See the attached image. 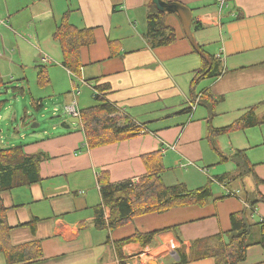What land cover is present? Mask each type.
Returning a JSON list of instances; mask_svg holds the SVG:
<instances>
[{
	"label": "crops",
	"instance_id": "0c3cea01",
	"mask_svg": "<svg viewBox=\"0 0 264 264\" xmlns=\"http://www.w3.org/2000/svg\"><path fill=\"white\" fill-rule=\"evenodd\" d=\"M147 1L0 0V78L17 69L21 71L27 57L39 59L36 74L39 66H45L51 78L59 74L71 77L72 104L78 118L75 96L79 88L73 83L74 77L91 89V105L95 104L94 93L98 91L148 129L127 140L87 148L78 122L81 148L76 141L68 161L64 158L52 166L44 160L40 163V181L1 192L8 208L10 244L35 245L30 250L32 259L14 264H119L114 241L136 231L156 230L161 231L146 246L138 242L122 246L126 264H173L177 261L175 249L184 248L188 254L192 240L228 230L229 215L247 206L246 192L255 189L264 196V183L256 185L251 173L239 176L235 166L224 172L229 174L224 183L215 180L221 191L213 193L212 200L204 206H180L140 215L111 230L95 225L101 202L97 178L101 173L112 183L126 179L136 182L146 173L142 155L158 152L163 179L164 174L182 164L193 165L195 156L187 153L184 146L193 147L194 141L200 143L202 155L196 161L211 162L204 146L206 143L212 147L207 139L208 109L198 105V96L192 100L190 94L191 79L202 59L194 46L221 64L218 77L204 78L196 85L197 92L207 89L213 98H220L212 127L231 124L256 104H262L256 113L264 112V0H225L221 7L217 0H174L191 10L192 21L199 24L198 28L194 29L191 22L190 41L178 15L167 13L164 21L174 28L176 40L155 48L148 47L143 37ZM64 14L70 25L92 28L94 35L92 44L79 49L78 75L62 66V52L53 38ZM52 58L58 62L54 66ZM195 101L189 113L181 112ZM225 135L229 154L224 155V160L232 161L236 150H243L256 176L264 180V123ZM204 137L208 142H204ZM218 138H214V143ZM27 149L24 148L25 152L32 153ZM197 172L204 174L202 168ZM186 173L180 179L177 176L176 183L182 182L190 189L205 184L201 175ZM163 182L175 184L164 179ZM228 183L234 185L228 187ZM251 213L253 222L264 220V202H257ZM108 214L109 210L103 207L102 219L106 220ZM253 229L251 240L257 242L259 226ZM37 251L39 257L33 255ZM0 264H7L3 252ZM186 264L214 262L206 258ZM242 264H264V245L250 246Z\"/></svg>",
	"mask_w": 264,
	"mask_h": 264
},
{
	"label": "trees",
	"instance_id": "16d2710c",
	"mask_svg": "<svg viewBox=\"0 0 264 264\" xmlns=\"http://www.w3.org/2000/svg\"><path fill=\"white\" fill-rule=\"evenodd\" d=\"M147 13L145 17L146 28L143 37L150 48L166 46L176 40L174 28L166 25L164 18L167 13L159 11L151 0L146 2ZM193 28H198V23L192 21ZM53 38L58 41L62 52V66L74 75L80 72L79 49L84 45L94 42L92 28L77 29L68 23L67 14L62 16L53 33ZM110 46L112 40L108 41ZM194 50L202 56L201 66L194 73L190 82V94L192 100L198 96V105H205L208 109L206 122L208 125L207 139L215 150L214 138L235 130H244L249 127L264 123V112L257 114L256 109L262 104H256L244 112L231 124L214 128L211 120L215 114V106L220 98H213L207 89L196 91V85L204 78H216L220 75L221 64L213 56H205L199 46ZM37 82L47 83V71L44 66H39ZM1 80V79H0ZM100 89L101 86H95ZM95 104L78 110L80 125L84 134L87 148H96L103 145L116 143L133 138L139 134L140 125L128 115H121L114 103L107 101L102 94L94 93ZM191 100V101H192ZM264 103V102H263ZM40 105V104H39ZM190 107L181 112L189 113ZM145 127L144 124H141ZM226 159L225 156H221ZM47 159L43 152L27 153L24 145L0 148V252L7 258V264L32 259L30 250L35 246L34 242L12 246L8 240L11 226L6 219L7 207L3 204L1 192L15 187L30 185L41 180L40 163ZM236 167L241 170L238 175L251 173L256 185L264 183L253 171V165L249 163L243 150H236L231 156ZM142 161L146 173L136 182L126 179L112 183L105 173L97 178L99 185L100 204L98 220L95 225L114 229L131 222L135 217L148 213H162L173 207L198 205L204 206L212 200V190L207 183L197 188H188L186 184L178 182L166 185L163 182L160 171L162 161L158 152L142 155ZM229 177L228 173L217 175L214 179L224 183ZM247 206L229 215L230 227L226 231L197 238L191 241L188 254L184 248L175 249L177 261L173 264H186L210 258L214 264H242L246 258L247 249L255 243L264 245V220L257 223L252 221L251 209L259 202H264V196L257 190L245 193ZM107 208L109 214L106 220L102 219V208ZM21 225V224H20ZM255 225L259 226L260 238L257 242L251 240V232ZM134 232L132 235L113 242L119 264H126L121 248L124 244L138 242L146 246L153 241L156 233ZM36 243V248H38ZM37 250V249H36ZM13 252V256L10 252ZM39 257V252L34 253Z\"/></svg>",
	"mask_w": 264,
	"mask_h": 264
},
{
	"label": "rangeland",
	"instance_id": "374dc122",
	"mask_svg": "<svg viewBox=\"0 0 264 264\" xmlns=\"http://www.w3.org/2000/svg\"><path fill=\"white\" fill-rule=\"evenodd\" d=\"M26 41L28 42V40ZM38 62L39 59L27 57L23 61L21 71L17 69V71L0 78V148L22 144L25 149L30 148L27 150L32 153L43 152L47 156L46 161L52 166H56L64 158L66 161L69 160L71 149L80 138L79 124L69 120L71 115L66 110V107L71 105L74 100L71 93V77L68 74H59V76L51 78L44 66L48 82L39 84L35 68ZM57 63L52 58L51 66ZM73 81L79 88V93L75 96L76 108L80 109L91 105L93 101L91 89L75 77ZM40 103L41 105H39ZM34 123L37 126H32ZM225 136V134L220 135L215 141L216 150L204 143L211 160L209 164L196 161L202 157L199 142H192L193 147L190 148L189 145H185L187 153L195 156L192 158L194 162L189 161L193 165L182 164L174 171L164 174V181L168 184L176 183L179 181L176 180V177L178 176L180 179L181 174L186 172V175L193 172L201 175L197 171L202 168L204 174L201 175V178L204 179L205 184L210 185L212 193L221 191L214 178L226 171L233 170L236 166L233 160L234 163L221 157L229 154L228 138ZM205 139L204 137V142L207 141ZM77 143L79 146V141ZM240 171L237 169L238 173ZM232 185L234 183L231 185L228 183V187ZM254 230H257L256 227L253 229V233L256 234Z\"/></svg>",
	"mask_w": 264,
	"mask_h": 264
},
{
	"label": "water",
	"instance_id": "95a60500",
	"mask_svg": "<svg viewBox=\"0 0 264 264\" xmlns=\"http://www.w3.org/2000/svg\"><path fill=\"white\" fill-rule=\"evenodd\" d=\"M155 7L165 13H175L178 15L182 29L187 36V38L192 41V34H191V10L185 6L184 4L174 1V0H151ZM69 120L71 122H80L78 117H70ZM32 126H37L34 123Z\"/></svg>",
	"mask_w": 264,
	"mask_h": 264
},
{
	"label": "built area",
	"instance_id": "2783aa9c",
	"mask_svg": "<svg viewBox=\"0 0 264 264\" xmlns=\"http://www.w3.org/2000/svg\"><path fill=\"white\" fill-rule=\"evenodd\" d=\"M217 2H218V4H219V6L221 7V6L225 3V0H217ZM95 94L100 95L101 93L98 92V91H95ZM196 101H198V99H196ZM196 101H195V102L193 103V105L190 107L191 109L195 107V105H196ZM117 107H118V106H117ZM66 110H67L69 113L72 114V117H76V116H77V111H76V109H75V107H74L73 104H71L70 106H67V109H66ZM118 110H119V113H120L121 115H127L126 112L124 111V109L118 107ZM77 117H78V116H77ZM137 124H139V123H137ZM139 125H140V132H141V133H145V132H147L148 129H147L146 127L142 126L141 124H139Z\"/></svg>",
	"mask_w": 264,
	"mask_h": 264
}]
</instances>
